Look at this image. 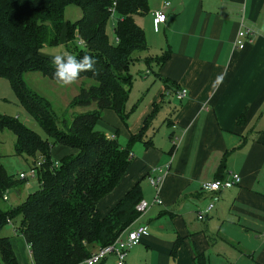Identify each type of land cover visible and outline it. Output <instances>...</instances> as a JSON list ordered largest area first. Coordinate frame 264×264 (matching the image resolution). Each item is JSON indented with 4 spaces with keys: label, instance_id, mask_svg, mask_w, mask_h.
Listing matches in <instances>:
<instances>
[{
    "label": "crops",
    "instance_id": "0c3cea01",
    "mask_svg": "<svg viewBox=\"0 0 264 264\" xmlns=\"http://www.w3.org/2000/svg\"><path fill=\"white\" fill-rule=\"evenodd\" d=\"M148 9L136 23L145 31L155 60L136 63L151 71L152 81L143 72V80H137L141 91L130 93L135 103L143 101L132 123L123 125L118 117L127 139L122 146L131 145L132 133L142 131L159 106L143 142L130 147L133 161L127 175L100 203L107 212L141 180L148 210L133 227L147 225L150 235L128 254L125 264H264V0H148ZM161 9L167 20L157 32L154 14ZM248 28L254 32L252 40L239 50L237 33ZM44 49V56H54ZM164 53L170 58L159 65L156 59ZM0 82L12 89L8 80ZM180 89L188 91L183 101L176 98ZM12 93L20 103L14 89ZM4 104L2 114L15 117L13 103ZM67 150L57 159L75 153ZM227 153L221 176L239 174L240 183L204 192L202 184L218 179ZM150 177L161 179L158 189ZM210 203L214 208L200 220L197 212Z\"/></svg>",
    "mask_w": 264,
    "mask_h": 264
},
{
    "label": "trees",
    "instance_id": "16d2710c",
    "mask_svg": "<svg viewBox=\"0 0 264 264\" xmlns=\"http://www.w3.org/2000/svg\"><path fill=\"white\" fill-rule=\"evenodd\" d=\"M68 6L79 8L81 19L66 24ZM148 11V0H0V78L10 82L22 107L54 141L42 139L18 118L0 113V130L15 136V153L30 165L45 161L39 172L41 188L21 205L7 208L3 205L5 192L17 188L19 181L8 174L0 157V253L6 264H18L11 240L1 234L9 221L18 219L15 232L30 246L34 264H78L115 242L139 219L136 207L143 196L141 180L107 212L101 210L100 203L127 175L133 161L130 147L143 142L145 128L159 105L154 106L142 131L132 133L129 147L96 127L105 110H112L127 124L133 110L127 111L133 85L130 66L145 59L155 60L145 31L136 23V17ZM115 15L118 42L113 45L107 31ZM65 29L68 53L77 59L88 54L96 61L94 70L79 76L95 84L83 83L69 109L58 117L52 103L30 88L25 76L42 73L56 82L52 58L44 56L42 50L60 45ZM76 33L85 41L83 46L73 41ZM169 58L164 53L156 61L160 65ZM93 106L96 108L83 114L75 111ZM58 144L75 153L52 168V154ZM227 158L228 153L218 167L219 180L226 176L221 174ZM179 244H175V251Z\"/></svg>",
    "mask_w": 264,
    "mask_h": 264
},
{
    "label": "rangeland",
    "instance_id": "374dc122",
    "mask_svg": "<svg viewBox=\"0 0 264 264\" xmlns=\"http://www.w3.org/2000/svg\"><path fill=\"white\" fill-rule=\"evenodd\" d=\"M65 22L68 20V23L71 21H77L82 17V12L79 8L75 6H70L67 10H65ZM79 17V18H78ZM70 20V21H69ZM113 22L110 23L107 35L108 39L111 42V44H117L118 40L116 38L115 33V25L114 22L116 20L115 18L112 19ZM66 30V29H65ZM64 30V32H65ZM68 32V31H67ZM67 35V34H66ZM62 39V37H61ZM67 39V37H66ZM73 41L77 43L80 46H83L85 41L81 40L77 35H74ZM61 42V40H60ZM71 45V44H70ZM67 42L65 45L60 43V45L55 46L53 48L46 47L44 49V53L48 55H57V54H63L68 53L67 51ZM74 48V46H72ZM142 68L144 66L142 65ZM145 69V68H144ZM140 69L139 64L133 63L130 66L131 74H132V88H131V96H137L139 92L141 91L139 81L137 80H143V72L146 70ZM145 74V72H144ZM25 79L28 83V86L32 88L34 91H36L40 96L46 97L53 105V111L58 117H62L64 113L69 109L72 100L78 96L80 93L81 88L83 87V83L89 85L95 84L93 80L91 79H78L74 84H71L67 87H61L56 82L52 81L49 77L44 76L42 73H36V72H29L26 74ZM145 80L152 81L150 76L145 78ZM0 82V96L5 98L4 101L0 100V112L3 113L2 109L4 108V103H13V106L15 108V118H18L19 121L24 124L26 127H29L34 132L39 134L42 139H46L51 142H54L52 138H49L48 134L44 131L43 127L39 124V122L33 118L18 101L15 99L14 93H12V89L9 88V84L6 82ZM143 93V92H142ZM140 94L144 96V94ZM130 96V101L127 107V111L129 112L137 100L135 98H132ZM143 104V101L137 104V108L131 110L130 117L128 119V125L130 122L134 120L136 116L139 115L138 111L136 109H139L141 105ZM96 106L91 107L90 109H82L79 108L75 110L77 114H83L86 113L88 110L95 109ZM102 121H100L97 124L96 130L104 131L107 133L110 137L117 138L118 142L120 144H124L127 142L125 130L122 128L121 123L124 125V123L121 121H118V115H116L112 111H104L103 113ZM10 117V116H9ZM69 119L72 120L73 116L69 115ZM124 127V126H123ZM167 127L163 129V131H166ZM158 134V137H161L162 130L160 131V128H157L156 134ZM15 143V136L8 132V131H1L0 130V157L1 162L4 163L8 174L14 178L16 181H19L17 183V188L10 190L9 192V200L4 201L3 205H5L7 208H15L19 205H21L23 202H25L30 194L34 193L35 191L39 190L42 186V181L40 178L37 179H30L29 182H24L20 180L19 175L20 173H26L28 172L30 168V164L26 163L23 157L18 156L15 153L14 148ZM53 150V160L58 161L57 157L60 156V153L64 150L70 149L66 148L65 146L61 145H55ZM68 151V150H67ZM63 157V155H61ZM16 189H20L21 193L19 194ZM18 219H16V222L13 224H8L2 231V236L8 238L11 240L12 247L14 252L16 253V257L18 259V264H34L33 259L31 258V254L28 250V245L24 239L19 233L15 232V226L18 224ZM0 264H6L1 256L0 253Z\"/></svg>",
    "mask_w": 264,
    "mask_h": 264
},
{
    "label": "built area",
    "instance_id": "2783aa9c",
    "mask_svg": "<svg viewBox=\"0 0 264 264\" xmlns=\"http://www.w3.org/2000/svg\"><path fill=\"white\" fill-rule=\"evenodd\" d=\"M116 3H113L112 11L114 10V6ZM169 7V3L165 4V8ZM154 24L155 29L158 32L160 25L164 24L167 20V13L165 9L158 10L154 14ZM253 30L251 28L243 29L238 31L237 33V39L235 41V47L239 50H243L246 46V43L248 41H251V37L253 35ZM151 74V71L148 70L145 72V76H148ZM188 97V91L186 89H181L177 91L176 98H178L180 101H183L187 99ZM132 158V155H131ZM52 168H58L60 165V161L56 160L53 161ZM45 161L42 159L38 161L35 165H30V168L28 172L26 173H20L19 178L22 181L29 182L30 179H37L39 177L40 170L44 167ZM155 170L153 169L152 172ZM241 177L239 174L230 173L223 177V179H216L213 181H208L206 183H203V190L204 192H220L225 188H232L238 183H240ZM150 184L157 188L161 184V179L156 177H150ZM9 200V191L5 192L4 195V201ZM156 202L160 203L158 197L155 200ZM214 208V203H210L209 207L205 211H198L197 216L200 220H204L207 218V214L211 209ZM137 211L140 213V216L143 215L148 210V203H146L144 200H141L139 204L136 207ZM9 224H13L12 221H9ZM150 235L149 233V227L144 224L135 225V227H132L128 229L127 231L123 232L122 235L112 244H108L105 247H102L99 251L95 252L91 255L90 258L86 259L84 262L78 263V264H102L103 262H106L109 258H114L115 264H125L126 257L128 254L133 251L137 245H139L146 237ZM28 250L31 254L32 258V252L31 248L28 245Z\"/></svg>",
    "mask_w": 264,
    "mask_h": 264
},
{
    "label": "clouds",
    "instance_id": "9594fccd",
    "mask_svg": "<svg viewBox=\"0 0 264 264\" xmlns=\"http://www.w3.org/2000/svg\"><path fill=\"white\" fill-rule=\"evenodd\" d=\"M96 61L93 57L85 54L77 59L70 53L54 55L51 59V64L54 68V79L61 87H67L74 84L80 76L81 72L94 70ZM220 80L218 79L217 83Z\"/></svg>",
    "mask_w": 264,
    "mask_h": 264
}]
</instances>
